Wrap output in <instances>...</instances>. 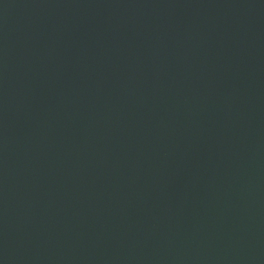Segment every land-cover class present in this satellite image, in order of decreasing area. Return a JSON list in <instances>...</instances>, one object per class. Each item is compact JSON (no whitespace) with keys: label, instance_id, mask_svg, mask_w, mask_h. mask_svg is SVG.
<instances>
[{"label":"water","instance_id":"1","mask_svg":"<svg viewBox=\"0 0 264 264\" xmlns=\"http://www.w3.org/2000/svg\"><path fill=\"white\" fill-rule=\"evenodd\" d=\"M0 264H264V0H0Z\"/></svg>","mask_w":264,"mask_h":264}]
</instances>
